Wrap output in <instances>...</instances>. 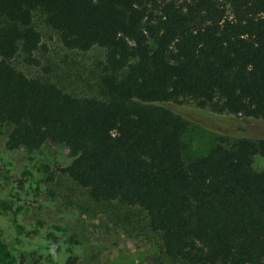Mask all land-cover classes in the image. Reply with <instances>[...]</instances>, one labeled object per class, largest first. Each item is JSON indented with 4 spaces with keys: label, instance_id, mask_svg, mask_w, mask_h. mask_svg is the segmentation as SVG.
<instances>
[{
    "label": "trees",
    "instance_id": "obj_1",
    "mask_svg": "<svg viewBox=\"0 0 264 264\" xmlns=\"http://www.w3.org/2000/svg\"><path fill=\"white\" fill-rule=\"evenodd\" d=\"M62 46L105 50L103 100L9 69L39 66L33 12ZM264 121V0H0V125L8 150L61 141L64 170L95 202L138 207L165 256L264 264V138L182 158L187 122L163 104ZM73 264V262H68Z\"/></svg>",
    "mask_w": 264,
    "mask_h": 264
},
{
    "label": "rangeland",
    "instance_id": "obj_2",
    "mask_svg": "<svg viewBox=\"0 0 264 264\" xmlns=\"http://www.w3.org/2000/svg\"><path fill=\"white\" fill-rule=\"evenodd\" d=\"M32 24L41 45L34 56L39 66L20 57L9 69L54 84L76 97L103 100L99 89L105 50H68L58 34L33 12ZM182 117V158L190 162L215 144L238 138H264V121L199 108L183 99L163 104ZM9 125H0V264H183L164 255L159 235L144 213L116 199L95 202L64 170L71 158L61 141L40 140L39 149L8 150ZM252 168L264 171V156L252 157Z\"/></svg>",
    "mask_w": 264,
    "mask_h": 264
}]
</instances>
